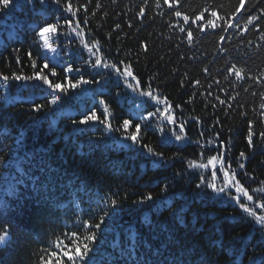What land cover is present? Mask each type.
<instances>
[{
    "label": "trees",
    "instance_id": "trees-1",
    "mask_svg": "<svg viewBox=\"0 0 264 264\" xmlns=\"http://www.w3.org/2000/svg\"><path fill=\"white\" fill-rule=\"evenodd\" d=\"M0 235V264H264V0L0 4Z\"/></svg>",
    "mask_w": 264,
    "mask_h": 264
},
{
    "label": "snow or ice",
    "instance_id": "snow-or-ice-1",
    "mask_svg": "<svg viewBox=\"0 0 264 264\" xmlns=\"http://www.w3.org/2000/svg\"><path fill=\"white\" fill-rule=\"evenodd\" d=\"M10 3H11V0H0V4H2V5L5 6V7L8 6ZM68 10H69V11L71 10V5H70V4H69V9H68ZM176 15L179 16L180 13H179V12H176ZM212 15L215 16L216 13L213 12ZM184 19H185V21H186V20H187V17H185ZM198 19H199V17H198ZM69 23H70V22H69ZM212 26H213V27H216L215 24H213ZM54 30H55V26H54V25L46 26V27H44V28L40 31V36H43L45 33H49V32H52V31H54ZM181 31H183V29H181ZM187 35H188L189 41H191L192 32L189 31V32L187 33ZM99 64H100V61L97 60V61H96V65H99ZM47 66H48L47 64L44 65L45 68H46ZM126 74H127V76H132V75H133V73L130 72V71H127ZM240 75H241L240 72L237 71V72H236V78L239 79V78H240ZM21 78H22V77H20V76H17V77H16V79H21ZM37 78L42 79L43 77H40L39 75H37ZM3 79H4V80H7L8 77L5 76ZM84 83H87V81H85ZM72 87H76V85L73 84ZM55 89H63L62 84H60V83H56V84H55ZM148 95L151 96V93H148ZM57 99H59V97H57ZM53 102H55V101H53ZM221 103H222V101H221ZM95 119H97V117H96L95 113H93L92 115H86L85 120H84L83 122H84V123H87L89 120H95ZM128 123H129L128 121H125V122H124V126L127 127V126H128ZM136 132H139V126H137V128H136ZM176 139L179 140V139H181V137L178 135V136L176 137ZM247 139H248V142H249V144H250V146H251V144H252V139H253L251 132H250L249 136L247 137ZM131 140L134 141V142H137V136H136V135H132V136H131ZM243 156H244V153H241V157H243ZM241 167H243V165H241ZM213 187H215V186L213 185ZM220 190H221V191H224L225 189H220ZM151 198H152L151 196L146 197V199H151ZM235 198H236V199H239V195H238L237 197H235ZM251 199H252L251 196H248V197H247V200L250 201ZM113 203H114V202H113ZM95 227H96V228H99L100 225L97 224V225H95ZM87 239H88L89 241L94 242L95 239H96V235H95V233H93V234H92L91 236H89ZM6 241H7V235H0V245H4V244L6 243ZM83 248H84V250H85L84 253H81V252H80V248H79V247H77V249H76L77 256L80 257L81 260H83V259L87 256V253H88V250H89V244H88V243H85V244L83 245ZM69 260H72V257H69Z\"/></svg>",
    "mask_w": 264,
    "mask_h": 264
}]
</instances>
